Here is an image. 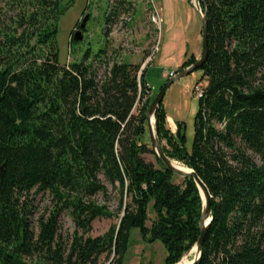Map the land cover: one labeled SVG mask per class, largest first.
Segmentation results:
<instances>
[{
    "label": "trees",
    "instance_id": "obj_1",
    "mask_svg": "<svg viewBox=\"0 0 264 264\" xmlns=\"http://www.w3.org/2000/svg\"><path fill=\"white\" fill-rule=\"evenodd\" d=\"M200 1L208 54L192 148L183 123L173 133L161 104L158 137L212 195L197 264H264V0ZM73 4L33 0L18 35L3 28L0 14V264H124L135 228L144 242L165 246V264H176L200 235L198 186L193 178L174 182L144 139L153 99L141 65L113 62L99 80L89 59L104 50L90 47L81 61L61 64L58 22ZM80 43L73 37L72 49ZM196 60L187 57L178 71ZM106 183L118 188L123 214L103 234L76 233L64 247L59 210L33 228L26 197L35 189L63 201L77 227L90 232L96 218L113 215L92 200ZM152 201L156 218L148 226Z\"/></svg>",
    "mask_w": 264,
    "mask_h": 264
},
{
    "label": "rangeland",
    "instance_id": "obj_2",
    "mask_svg": "<svg viewBox=\"0 0 264 264\" xmlns=\"http://www.w3.org/2000/svg\"><path fill=\"white\" fill-rule=\"evenodd\" d=\"M32 8L33 0L1 1V25L6 30L9 29L10 33L20 34L26 28L23 25L24 15ZM153 17L157 22L153 21ZM82 24L84 28L79 27ZM58 27L57 42L61 64L81 61L85 50L90 47L94 54L99 49L104 50L100 57L92 56L89 59L98 71L99 80L105 78L108 66L113 62L141 65L139 74L150 66L146 73V81L151 88L153 100L173 77L166 75L165 78L162 77L163 71L174 72L175 75L181 71L178 70L187 57L195 55L196 59H199L201 56V20L196 0H74V4L60 18ZM77 32L82 37L81 43L73 50L71 40ZM202 74V69L197 68L175 80L161 101L173 133H176L178 123H183L185 145L188 149L192 148L195 134L199 93L206 85L205 80L201 81ZM140 105L138 103L133 109L134 114L138 113ZM144 139L151 143L150 148L153 150L148 129ZM161 145L167 147V140L162 139ZM144 157L149 162L156 161L152 153H147ZM174 182L182 183L183 178L175 175ZM106 184L108 190L96 194L92 200L99 205L108 206L113 215L109 218H96L91 223L92 228L88 233L77 227L72 210L65 208L63 201L48 191L32 190L26 199L32 211L33 228L38 232L39 219L47 218L59 210L60 229L57 238L64 247H69L76 233L85 237L103 234L110 226L119 223L123 214L118 188ZM125 201L128 200L125 198ZM155 218L152 201L148 207L146 224L151 226ZM195 254L196 251L188 258L194 259ZM166 256L167 250L160 241L144 242L140 230L138 228L132 230L124 264H165Z\"/></svg>",
    "mask_w": 264,
    "mask_h": 264
},
{
    "label": "water",
    "instance_id": "obj_3",
    "mask_svg": "<svg viewBox=\"0 0 264 264\" xmlns=\"http://www.w3.org/2000/svg\"><path fill=\"white\" fill-rule=\"evenodd\" d=\"M198 2V10L200 14V20H201V56L199 59L196 60L195 63L187 66L185 69L181 70L180 72H177L168 82L162 87L160 93L157 95V97L152 101L150 108L148 110V118H147V127L151 136L153 150L156 152V154L162 159L163 163L167 166V168L171 169L176 175L181 176L182 178H193L195 183L198 186L199 192L202 197L203 201V210L199 222V228H200V235L197 240V242L192 246L190 250L186 252L184 256L190 255L194 249H199L200 253L198 257L194 258L190 264H197V262L200 260L202 256L203 251V245L204 240L206 237V234L208 232V229L210 227V224L212 222V195L206 186V184L202 181L200 176L197 174V172L194 169H191L187 167V171L182 170L180 167L174 165L173 159H170L166 153L164 152L161 141L158 137V132L156 127V118H155V112L159 105L161 104V101L163 99V96L168 89V87L177 79L189 74L190 72L194 71L197 68H200L203 63L206 61L207 54H208V19L206 12L203 11V8L201 6V1L196 0ZM204 2V0H202ZM81 28H84V24L80 26ZM81 35L79 32L75 34L76 40H81ZM154 117V126L152 125L151 117ZM183 256V257H184ZM182 257V259H183ZM181 259V260H182ZM180 260V261H181ZM179 261V262H180ZM177 262L176 264H178Z\"/></svg>",
    "mask_w": 264,
    "mask_h": 264
},
{
    "label": "bare ground",
    "instance_id": "obj_4",
    "mask_svg": "<svg viewBox=\"0 0 264 264\" xmlns=\"http://www.w3.org/2000/svg\"><path fill=\"white\" fill-rule=\"evenodd\" d=\"M151 120H152V125L154 126V117L152 116L151 117ZM173 163H174V165H176V166H178V167H180L182 170H185V171H187V166H185V164H181V162H178V161H175V160H173ZM194 251H196V254H195V256H194V258H196V257H198V255H199V253H200V250L197 248V249H194ZM193 251V252H194ZM192 252V253H193ZM189 256V255H188ZM188 256H186V257H184L178 264H190L191 262H192V260L191 259H189L188 258Z\"/></svg>",
    "mask_w": 264,
    "mask_h": 264
},
{
    "label": "built area",
    "instance_id": "obj_5",
    "mask_svg": "<svg viewBox=\"0 0 264 264\" xmlns=\"http://www.w3.org/2000/svg\"><path fill=\"white\" fill-rule=\"evenodd\" d=\"M160 19V22H161V18H159ZM153 21H155V22H157V20L153 17ZM165 75H166V77H171V76H174V72L173 73H165Z\"/></svg>",
    "mask_w": 264,
    "mask_h": 264
},
{
    "label": "crops",
    "instance_id": "obj_6",
    "mask_svg": "<svg viewBox=\"0 0 264 264\" xmlns=\"http://www.w3.org/2000/svg\"><path fill=\"white\" fill-rule=\"evenodd\" d=\"M169 1H171V0H169ZM172 1H174V0H172ZM176 1H177V0H176ZM152 3H153V2H152ZM193 13H194V10H193ZM149 69H150V66H148V68H147V70H146V73H147V71H148ZM165 72H166V71H163L162 74H161L162 77H164V78H165V76H164V75H165Z\"/></svg>",
    "mask_w": 264,
    "mask_h": 264
}]
</instances>
